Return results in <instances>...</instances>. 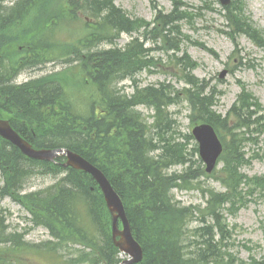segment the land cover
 Wrapping results in <instances>:
<instances>
[{"label": "trees", "instance_id": "1", "mask_svg": "<svg viewBox=\"0 0 264 264\" xmlns=\"http://www.w3.org/2000/svg\"><path fill=\"white\" fill-rule=\"evenodd\" d=\"M19 6L27 16L17 20L16 27L10 25L6 34L12 60L24 57L35 66L52 60L70 64L52 75L0 90V117L7 118L33 146L66 147L105 174L121 197L132 233L142 246L143 258L135 264H245L230 252L232 234L226 213L234 214L247 201L244 187L252 180L239 167L245 162L242 150L249 139L245 130L258 118L250 120L242 110L251 116L255 111L250 108L259 105L244 93L242 109H231L236 115L233 124L227 120L230 113L222 116L214 109L217 92L192 73L196 63L179 43L181 23L189 13L175 6L168 13L157 11L149 22L130 17L114 0H94L93 4L89 0H18L10 9ZM45 6L44 18L38 11ZM225 16L235 32L264 42L241 7L226 9ZM72 23L80 31L73 39L57 33L59 27ZM133 32L140 35L123 46L116 44L121 33ZM148 40L152 46H145ZM17 44L22 46L19 52ZM101 44L109 47L99 48ZM154 50L164 53L165 59L151 55ZM29 63L24 61V66ZM156 66L181 69L180 77L173 76L184 86L179 90L166 81L139 86L134 75ZM126 78L134 83L131 93L117 85ZM69 87L91 89L86 104H77ZM180 103L188 107L193 123L209 122L221 136V166L209 175L193 137L175 135L176 119L169 107ZM138 106L153 111L148 115L150 123ZM262 126L254 131H261ZM61 162L62 157L54 162L28 158L0 137L4 178L0 196L7 195L23 206L31 222L46 228L53 238L38 244L24 241L23 233L7 231V215L0 209V264H17L15 258L20 259L21 253L43 256L53 264L121 261L99 186L90 174L63 167ZM177 165L182 172L168 171ZM21 170L23 175H19ZM33 173L59 178L39 191L15 192L19 180ZM201 177H212L223 190L201 186ZM174 188H200L204 204H181L172 193ZM192 221L197 225L190 229Z\"/></svg>", "mask_w": 264, "mask_h": 264}, {"label": "rangeland", "instance_id": "2", "mask_svg": "<svg viewBox=\"0 0 264 264\" xmlns=\"http://www.w3.org/2000/svg\"><path fill=\"white\" fill-rule=\"evenodd\" d=\"M115 4L125 10L130 17H139L149 22L153 21L157 11L170 12L174 6L180 11L188 12L189 18H184L181 23L180 34H178L181 37L179 43L196 63L192 73L197 78L205 80L217 92V103L214 109L224 116L230 113L227 120L233 124L236 121V115L235 112H231V109L234 108L237 111L242 109L246 101L244 93L251 96V101L258 103L259 108H250L255 111L251 116L245 109L242 110L245 117L250 120L260 118L261 122L257 120V123L252 124L244 133L249 139L246 140L242 150L245 162L239 168L252 182L245 186L247 192L245 205L231 214L228 225L232 234L229 241L232 244L230 251L236 256V260L250 264L251 259H255L257 263L253 264H264V131H254V128L260 127V124L264 125V47L259 46L244 33H236L234 39L232 38L233 33L228 34L234 27L228 26L224 11L219 12L218 9L222 6L218 0H115ZM243 11L250 19L252 26L260 31V34L262 32L260 36L264 40V0H245ZM57 33L71 35L73 39L74 36L80 34V31H77L72 23L66 27H59ZM130 35L120 34L116 44L125 45L131 39ZM135 36L136 34L132 35V37ZM17 47L18 44L15 49ZM100 47H109V44L105 46L101 44ZM151 55L165 59L162 52H154ZM157 67H151L150 70L143 69L136 73L134 78L138 85H158L160 82L167 81L179 90L183 87L184 83L176 79L182 75L181 69L172 66ZM63 68H65V63L56 61L26 69L17 78V83ZM117 85L126 93H131L134 89V83L130 78L118 82ZM86 88L69 87V92L72 95L75 94V100L79 102L77 104H86L87 96L92 93L91 89ZM137 109L142 111L149 123L152 121L151 117H148L153 113L151 109L145 106H139ZM169 110L176 119L175 135L178 137L180 134H190L194 123L189 117L186 104L172 105ZM168 171L179 173L183 170L182 166L178 165ZM57 179L58 177L51 174L34 175L25 184L26 192L44 189L54 184ZM200 179L201 186L205 188L223 190V187L212 177H201ZM2 183L3 177L0 174V185ZM172 193L184 205H203L205 201L204 193L200 188H174ZM0 209L7 213L8 232L24 231V240L30 244H38L51 238L44 227H32L26 210L10 197H0ZM195 225L197 222L192 221L190 229ZM20 257V259L15 258L17 264L52 263L47 258L32 253H21Z\"/></svg>", "mask_w": 264, "mask_h": 264}, {"label": "water", "instance_id": "3", "mask_svg": "<svg viewBox=\"0 0 264 264\" xmlns=\"http://www.w3.org/2000/svg\"><path fill=\"white\" fill-rule=\"evenodd\" d=\"M220 2L222 4H228L230 0H220ZM192 134L199 144V155L206 165V171L210 172L214 168L216 161L221 154L222 144L210 124L203 123L196 125L192 130ZM0 135L16 145L24 154L31 158L53 161L54 158L58 156H65L66 161L64 166H70L90 173L98 183L106 205L112 213V237L114 244L121 252H124L131 257L130 259L123 260L121 264H133L141 261L143 251L140 244L132 235L122 200L100 169L85 160L82 156L67 148H32L27 141L11 128L7 120L0 119ZM118 219H120L122 223L121 229L116 225ZM117 236L119 237L118 240L116 239Z\"/></svg>", "mask_w": 264, "mask_h": 264}, {"label": "bare ground", "instance_id": "4", "mask_svg": "<svg viewBox=\"0 0 264 264\" xmlns=\"http://www.w3.org/2000/svg\"><path fill=\"white\" fill-rule=\"evenodd\" d=\"M17 2L18 0H13V1H6L4 3L3 0H0V90L4 89L5 87L8 86V84L11 85H17V78L20 74L19 72V66L16 64L15 60H12V56L10 54V50L8 49L9 45H10V41L8 39H6V34H10V32L7 30L8 27L12 24H14L13 26L16 27V21L21 19V18H25L26 15V11L25 8L23 7H15L12 10L10 9L11 5L14 2ZM89 3L93 4L94 0H89ZM11 10V11H10ZM25 11V12H24ZM47 11H48V7H42L41 11H38L40 13L41 17L45 18V15H47ZM38 12H35L34 14H37ZM14 27H12L11 29H13ZM23 61L29 63V60L25 59L23 57ZM33 64V63H29V69H33L36 68L37 66H40ZM35 70V69H34ZM38 77L35 78H31L30 80L36 79ZM50 91H54L53 88L49 89ZM160 129L164 130V127H161ZM17 147V146H15ZM18 148V147H17ZM19 149V148H18ZM63 158V162L62 165L64 166V163L66 161V157L65 156H58ZM34 175H37L35 173H33ZM2 175V174H1ZM19 175H23V171H19ZM32 175V176H34ZM30 177H24L21 178V181L24 182V185L20 186L21 181L19 180V186L15 187L13 189L15 192L19 191L21 194L26 192V182ZM3 185V183L0 185V187ZM78 189V188H77ZM12 190V189H11ZM7 196V195H6ZM6 196H0V197H6ZM23 239H24V235H23Z\"/></svg>", "mask_w": 264, "mask_h": 264}]
</instances>
